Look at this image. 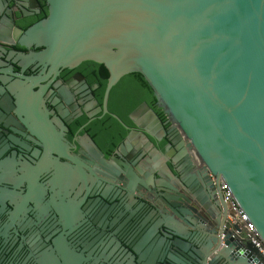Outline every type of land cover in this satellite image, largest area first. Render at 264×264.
Wrapping results in <instances>:
<instances>
[{"label": "water", "instance_id": "obj_1", "mask_svg": "<svg viewBox=\"0 0 264 264\" xmlns=\"http://www.w3.org/2000/svg\"><path fill=\"white\" fill-rule=\"evenodd\" d=\"M44 2L47 15L22 29L17 21L39 14V1L0 0V10L6 8L0 16L2 127L21 120L20 105L40 98L36 87L45 90L62 70L84 61L102 64L109 73L97 112L107 113L112 86L137 72L165 120L146 102L129 114L133 127L112 114L128 130L118 153L126 148L131 153L126 161L118 156L112 161L124 168L126 180L113 178L124 194L107 198L101 188L96 193V206L109 205L106 230L99 207V229L88 234L82 229L73 239L68 234L67 246L59 247L44 232L48 207L33 188L15 206L0 192V264H264L227 214L217 225L205 209L212 226L200 234L180 207L184 197L169 194L175 189L169 179L179 187L203 179L220 190L226 184L264 247V0ZM14 45L27 51H8ZM31 67L40 71L27 74ZM74 78L84 80L81 74ZM137 136L145 144L131 149L129 141ZM163 139L173 147L158 150ZM150 146L164 160L139 166L137 159ZM153 171L158 178L151 182ZM112 172L117 175L119 168ZM47 241L52 246L45 248Z\"/></svg>", "mask_w": 264, "mask_h": 264}, {"label": "flooded vegetation", "instance_id": "obj_2", "mask_svg": "<svg viewBox=\"0 0 264 264\" xmlns=\"http://www.w3.org/2000/svg\"><path fill=\"white\" fill-rule=\"evenodd\" d=\"M38 1L39 14L17 21V25L22 29L47 15L46 9V14L42 16L44 0ZM12 12L14 16L20 15L17 10L12 9ZM4 13L5 7L0 10V16ZM27 21L31 23L24 26ZM7 48L8 51H27L19 45ZM81 64L73 69L62 70L54 81L55 84L52 83L45 90L36 87L34 92H39L41 100L37 97L30 105H20L18 110L21 120L10 119L6 122V127L0 125V192L8 194L9 201H13L12 204L15 206L28 190L33 188L38 202L48 207V212L44 215V232L48 238L55 236L58 246L62 248L67 246L65 237L68 234H72L73 239L82 229L87 234L99 229L95 226V212L99 207L103 209L100 217L101 229H108L109 205L106 201H100L96 206L97 203L94 201L96 193L101 188V192L107 198H112L117 193L124 194L123 190L114 185L113 180V178H116L117 182L121 178L123 181L126 180L124 168L112 161L117 156L119 160L126 161V155L131 153L130 148H126L125 154L118 153V147L125 138L110 152L87 130L86 126L101 113L97 112L99 106L95 96L97 84L87 82L78 70ZM14 69L19 68L14 66ZM39 71L40 68L31 67L25 72L32 74ZM76 74H81L84 80L74 78ZM71 78L72 83L68 85L67 81ZM84 119L86 120L83 121ZM164 140L166 139L157 144L158 150H169L173 147ZM76 143L80 145L76 146ZM151 149L150 146L148 150ZM143 157L137 159L139 166H143ZM114 166L119 168L117 175L112 172ZM189 169L192 172L195 170L190 165ZM98 170L104 174H99ZM211 181L203 179L195 183L192 180L188 186L179 187L169 179L175 188L170 190L169 194L184 197L180 207L195 221L200 234L212 226L205 209L212 211L213 222L217 225L220 224L223 215H228L227 205L223 204L222 191ZM15 182L17 185H14ZM213 200L221 208H217ZM26 205L29 206V203ZM240 237L246 240L243 233ZM50 246L52 245L49 241L45 242V248Z\"/></svg>", "mask_w": 264, "mask_h": 264}, {"label": "trees", "instance_id": "obj_3", "mask_svg": "<svg viewBox=\"0 0 264 264\" xmlns=\"http://www.w3.org/2000/svg\"><path fill=\"white\" fill-rule=\"evenodd\" d=\"M44 5L42 3V16L46 14V6ZM30 23L31 21H27L24 26H28ZM78 70L84 75L88 83L97 84L95 96L98 104L101 105L109 75L108 70L104 65L93 61L82 62ZM142 102H146L152 107L161 120L165 119L161 109L155 105L152 90L144 77L137 72L126 74L110 89L107 101L108 112L94 118L86 128L102 147H107L111 152L128 133V130L112 114L117 115L122 122L133 126L129 114ZM164 141L166 142V140Z\"/></svg>", "mask_w": 264, "mask_h": 264}, {"label": "built area", "instance_id": "obj_4", "mask_svg": "<svg viewBox=\"0 0 264 264\" xmlns=\"http://www.w3.org/2000/svg\"><path fill=\"white\" fill-rule=\"evenodd\" d=\"M221 191L224 201L228 208L227 221L232 224H237L238 230L235 232L237 234H244L246 240L252 243L258 251L264 256V247L257 237V233L251 222L248 221L246 214L239 207L237 202L233 199L231 192L227 188V185L221 183Z\"/></svg>", "mask_w": 264, "mask_h": 264}, {"label": "crops", "instance_id": "obj_5", "mask_svg": "<svg viewBox=\"0 0 264 264\" xmlns=\"http://www.w3.org/2000/svg\"><path fill=\"white\" fill-rule=\"evenodd\" d=\"M140 142H144V140H143V138H141V137H134L133 139H131L130 141H129V143H130V147L131 148H134L136 145H138ZM148 150V149H147ZM150 152L147 154L146 152H145V154L143 155L144 157H143V160H142V165H143V167H145V168H150L153 164H156L158 161H160V160H164L163 159V157H160L159 156V153L157 152V151H151V150H149ZM156 172L157 171H153V172H150L149 173V176H148V178L150 179V181L151 182H154L155 180V177L156 178H158L157 177V174H156Z\"/></svg>", "mask_w": 264, "mask_h": 264}]
</instances>
